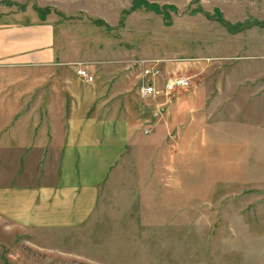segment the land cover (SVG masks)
I'll return each instance as SVG.
<instances>
[{
	"label": "rangeland",
	"instance_id": "rangeland-1",
	"mask_svg": "<svg viewBox=\"0 0 264 264\" xmlns=\"http://www.w3.org/2000/svg\"><path fill=\"white\" fill-rule=\"evenodd\" d=\"M0 5L52 24L60 46L82 59L99 53V66L123 85L102 106L135 114V136L110 172L99 212L54 232L0 218V264H264V0ZM153 64L159 87L177 75L191 86L140 96L142 69ZM49 89L5 90L49 96ZM26 108L50 110L0 102V129L9 122L4 111ZM16 156L0 144V186L22 184L12 183Z\"/></svg>",
	"mask_w": 264,
	"mask_h": 264
},
{
	"label": "crops",
	"instance_id": "crops-1",
	"mask_svg": "<svg viewBox=\"0 0 264 264\" xmlns=\"http://www.w3.org/2000/svg\"><path fill=\"white\" fill-rule=\"evenodd\" d=\"M5 7L0 5V102H42L50 110L3 112L9 122L0 129V144L18 155L12 183L22 184L0 186V218L42 232L77 229L99 212L110 172L135 136V114L102 106L103 96L123 85L113 80L112 69L99 66V53L82 59L60 46L52 24ZM81 63L90 67L92 82L77 74ZM27 87L50 88L49 96L6 91ZM30 168L34 180L28 181Z\"/></svg>",
	"mask_w": 264,
	"mask_h": 264
},
{
	"label": "built area",
	"instance_id": "built-area-1",
	"mask_svg": "<svg viewBox=\"0 0 264 264\" xmlns=\"http://www.w3.org/2000/svg\"><path fill=\"white\" fill-rule=\"evenodd\" d=\"M158 65L144 66L141 72V80L138 84V93L144 98L157 97L161 94L171 95L179 91L187 90L191 86V79L184 75L167 77L163 81V86L159 87L156 80L159 74ZM77 74L86 81L92 82L94 75L88 65L79 64L76 69Z\"/></svg>",
	"mask_w": 264,
	"mask_h": 264
}]
</instances>
